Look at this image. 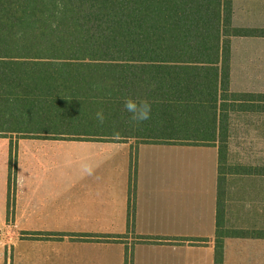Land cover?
<instances>
[{"label":"trees","instance_id":"trees-1","mask_svg":"<svg viewBox=\"0 0 264 264\" xmlns=\"http://www.w3.org/2000/svg\"><path fill=\"white\" fill-rule=\"evenodd\" d=\"M235 17L234 0H0V135L218 146L224 264L227 238L264 239L226 226L227 177L264 176V164H229L234 117L264 114V92L233 90L231 77L234 40L264 27ZM129 98L149 101L150 119L131 122Z\"/></svg>","mask_w":264,"mask_h":264},{"label":"crops","instance_id":"crops-1","mask_svg":"<svg viewBox=\"0 0 264 264\" xmlns=\"http://www.w3.org/2000/svg\"><path fill=\"white\" fill-rule=\"evenodd\" d=\"M262 40L264 41V38H247V45L260 43ZM232 130L233 128V136ZM232 136L229 140V164L247 166V151L244 150L247 142L243 140L245 136H241L243 138L239 139L237 144L232 143L236 142L232 141ZM0 137L108 141L62 138L54 135L25 136L16 133ZM114 141L130 145L131 153L136 152L140 146L149 144L168 147H215L218 151L216 173L213 177L184 175L183 171H188V165L186 158L182 163L180 153L175 165L166 164L167 175L164 177H150L142 181L137 176L136 168L134 182L131 178L133 164L130 163L128 169L125 163L122 174L125 177L119 180L92 176L84 178V181L97 185L96 189L107 193L112 201L118 202L123 234L125 229H128L133 233L139 232L143 238H135L133 235V243L132 239L125 235L104 237L99 233L107 227L94 224L86 229L88 233L82 232L87 235L68 237V240L72 241V247L67 248L66 254L60 255L58 244L50 241L57 238L56 236L37 234L51 233L55 230L53 226H28V223L19 226L6 225L0 227V264H215L219 147L146 143L136 138ZM97 159L98 157H91L89 162L92 161L96 165ZM169 172L171 175H168ZM226 184V226L237 229H264V176L231 174L227 177ZM113 193H119L117 198L120 200L123 196V201L120 203ZM48 202V197L30 198L26 201L31 207L42 206ZM22 203V199L17 201L16 209L22 210V206H25ZM144 237L153 239L145 241ZM54 245L57 246L53 247ZM224 264H264V239L227 238Z\"/></svg>","mask_w":264,"mask_h":264},{"label":"rangeland","instance_id":"rangeland-1","mask_svg":"<svg viewBox=\"0 0 264 264\" xmlns=\"http://www.w3.org/2000/svg\"><path fill=\"white\" fill-rule=\"evenodd\" d=\"M234 8L236 25L264 27V0H234ZM231 77L233 90L264 92L263 40L248 45L247 38L234 40ZM239 116L234 117L232 141L236 142L232 143L237 144L243 138L241 136H245L243 140L247 143L243 145L247 151V162L264 164V114ZM131 152L130 145L114 140L0 137V227L26 223L28 226H53V232L37 234L56 236L50 241L58 244L60 255L72 247L68 237L87 235L82 232L88 233L86 229L94 224L107 227L99 233L104 237L125 235L131 238L135 235V238H140L137 231L133 233L125 229L123 234L118 202L112 201L107 193L96 189L97 185L84 181V178L119 180L125 177L122 175L125 163L128 169L130 163L136 166L137 176L142 181L164 177L167 175L166 164L175 165L180 153L182 163L186 158L188 165L184 175L213 177L216 173L218 151L215 147L149 144ZM91 157H98L96 165L89 162ZM85 164L92 167L90 175L82 171ZM126 176H129L128 171ZM113 196L118 199L119 193H113ZM47 197L50 202L42 206L31 207L26 203L30 198ZM20 199L25 205L22 210L16 209ZM123 199L122 196L118 200L121 203Z\"/></svg>","mask_w":264,"mask_h":264},{"label":"clouds","instance_id":"clouds-1","mask_svg":"<svg viewBox=\"0 0 264 264\" xmlns=\"http://www.w3.org/2000/svg\"><path fill=\"white\" fill-rule=\"evenodd\" d=\"M151 107V103L144 99L135 100L129 98L126 99L124 102L125 111L131 114L130 121L135 124H139L150 119ZM96 119L99 121L100 124L104 123L105 116L103 111L96 113ZM82 171L85 174L90 175L92 173V167L90 165L85 164L82 166Z\"/></svg>","mask_w":264,"mask_h":264}]
</instances>
